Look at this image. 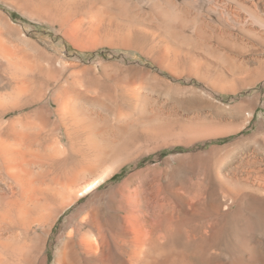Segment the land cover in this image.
<instances>
[{
  "label": "rangeland",
  "instance_id": "obj_1",
  "mask_svg": "<svg viewBox=\"0 0 264 264\" xmlns=\"http://www.w3.org/2000/svg\"><path fill=\"white\" fill-rule=\"evenodd\" d=\"M122 1L0 0V51H4L5 55L10 51L17 61L20 58L27 62L32 72L31 85L36 90L42 85L47 86L46 100L53 93L61 92L80 112L100 113L107 119L105 125L111 133L107 146L111 147L112 155L109 154L102 163L97 161L93 145H88L89 139L94 141V134L78 132L70 118L65 120L70 121L66 127L61 126L52 133V137L56 136L64 146L62 157L72 159L56 169L60 183L71 181L70 174L72 179L76 174L81 182L87 181L105 167L119 165L114 177L100 188L98 199L104 202L108 197L120 196L123 187L137 194L165 190L164 193L181 191L190 196H213L219 192L218 175L220 177L221 173H236L242 180L246 173L249 175L251 172V178L258 173L264 176V142L259 137H264V83L251 91L244 89L237 95L230 93L229 89L227 93L212 85L224 73V64L220 59L223 54L228 52L236 59L240 56L239 59L250 66L261 57L260 47L249 45L237 35V23L248 20L251 12L237 1L222 0L225 15L219 23L216 16L210 11L208 13L209 2L204 0L206 2L204 5L201 3L200 8L208 16L209 41L214 49L177 62L174 57L163 58L160 54L149 52L150 47L159 43L158 38L151 32L138 30L134 26L136 21L125 16L124 11L129 14L131 10H149L151 0ZM177 1L183 4L182 0ZM251 2H248L249 6ZM255 4L264 14V0H257ZM155 26L151 24L148 27L157 30ZM4 47L6 49L2 51ZM1 55L0 83L5 84L9 79L7 85L11 80L7 62ZM241 85L243 81L236 83V87ZM259 93L262 102L244 131L212 137L215 130L223 131L241 125L247 111L246 104H257L255 97ZM37 106L38 103L33 104L27 112ZM143 106L154 111H150L151 116L141 112ZM17 115L20 114L10 115L8 119ZM80 118L82 125H88L83 116ZM95 126L99 130V124ZM71 139L75 142L74 147ZM100 142L101 137L96 141L97 145ZM76 172L81 175L80 178ZM0 186L5 188L1 181ZM51 186L55 187V184L51 183ZM197 187L200 190L197 191ZM261 194L255 192L252 197L255 222L252 233L248 234L250 240L247 242L246 237L243 239L246 243L240 241L238 245L243 247L242 250L245 249L243 245L254 246L256 264H264V193ZM89 198L83 197L54 228L47 252L48 264L54 263L59 238L71 229L68 218L78 207L89 204ZM180 244L184 252H189L193 264H219L223 260L222 251L217 252V248L209 245L203 246V249L186 241ZM238 256H230V261L236 262ZM0 263L17 264L13 257L6 255L0 258Z\"/></svg>",
  "mask_w": 264,
  "mask_h": 264
},
{
  "label": "bare ground",
  "instance_id": "obj_2",
  "mask_svg": "<svg viewBox=\"0 0 264 264\" xmlns=\"http://www.w3.org/2000/svg\"><path fill=\"white\" fill-rule=\"evenodd\" d=\"M206 1L209 2L208 13L216 16L219 23L223 21L225 13L222 0ZM206 1L182 0L183 4H179L177 0H151L147 11L131 10L129 14L128 11L124 12L131 21H136L134 26L138 30L151 32V35L158 38L159 43L150 47L149 52L160 54L163 58L174 57L178 62L197 57L198 54L210 53L214 49L209 41L208 16L200 8V4L204 5ZM231 1H237L240 6L248 9L251 12L249 18L252 17L237 23L238 38L247 41L249 45L260 47L261 51V57L254 60L255 66L247 65L239 59L240 56L236 59L228 52L222 56L220 53L224 73L212 85L220 91L229 89L230 93L237 95L244 89L251 91L264 83V14L255 4L257 0ZM249 1H253L251 6L248 5ZM111 16L109 17L112 18ZM146 23L155 24L157 30L148 27ZM3 49L6 47L2 51ZM3 52L1 57L7 62L11 83L5 85L9 79L5 84L2 81L0 83V181L5 186H0V258L11 256L17 264H48L49 241L54 228L83 197L90 196L91 202L78 207L74 215L68 218L71 229L59 238L53 264H193L189 252L180 248V243L184 241L202 248L209 245L217 248V252L221 250L223 260L219 264H256L254 246L246 244L247 246L243 245L246 250H242L243 247L238 245L246 237L247 242L250 240L248 234L252 233L255 222V202L253 204L252 197L255 192L264 193V176L255 172L258 175L251 178V172L249 175L246 173L247 176L245 174L246 177L242 180L236 173H219V192L213 196L206 195L207 197L195 195L198 192L193 193L195 196H190L178 190L164 193L165 190L159 189L156 193L149 190L137 194L136 191L123 187L120 196L108 197L104 202L98 199L100 188L114 177L119 165L105 167L95 177L83 182L78 180L76 174H73L75 179H72L68 172L71 181L66 183L64 180L65 184H62L55 171L72 159L62 157L65 153L64 146L56 136L52 137V133L61 126L66 127L70 121L65 120L70 118L78 132L88 131L94 134V141L89 139L88 145H93L97 161L102 163L111 154V147L107 146L111 136L105 125L107 119L100 113L84 110L80 112L61 92L53 93L46 100L47 86L40 85L36 90L31 85L32 72L27 62L20 58L17 61L10 51L6 55ZM7 73L4 74L9 77ZM240 81H243V85L236 87V83ZM255 100V105L246 104L247 111L241 125L223 131L216 127L218 130L212 133V137L244 131L262 102L260 93ZM36 103L39 106L27 112ZM141 109L144 115L151 116L149 113L153 110H149L147 106ZM14 114L20 115L8 119ZM80 116L84 117L88 125L81 124ZM97 124L100 126L99 130L95 126ZM66 129L69 131L68 127ZM100 137L101 144L97 145L96 141ZM259 137L264 142V137ZM77 175L81 177L78 173ZM200 187H197V191ZM110 246L112 249L109 250ZM237 254L240 256L236 257L238 261L236 259L235 263L231 262L230 256Z\"/></svg>",
  "mask_w": 264,
  "mask_h": 264
}]
</instances>
